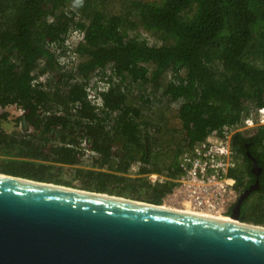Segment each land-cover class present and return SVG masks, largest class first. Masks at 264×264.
Returning a JSON list of instances; mask_svg holds the SVG:
<instances>
[{
    "label": "trees",
    "instance_id": "16d2710c",
    "mask_svg": "<svg viewBox=\"0 0 264 264\" xmlns=\"http://www.w3.org/2000/svg\"><path fill=\"white\" fill-rule=\"evenodd\" d=\"M70 29L83 31L85 41L76 48L75 71L63 73L47 45L62 42ZM107 66L113 75L101 98L105 111L118 113L110 127L85 92L86 81ZM38 72L50 74L46 89L30 84ZM135 85L143 91L132 98L128 87ZM173 104L182 133L176 147L163 141L164 126L153 116ZM13 106L24 112L15 120L21 128L7 134L1 122ZM252 107H264V0H0V157L18 165L2 174L40 182L46 174L66 182L85 177L83 189L98 193L129 179L151 197L146 203L160 205L173 184L152 186L140 176L177 177L182 152ZM49 108L56 113L46 114ZM83 141L95 156L80 149ZM232 144L248 178L239 184L246 190L258 181L240 221L264 226V127L236 135ZM171 147L164 171L158 161ZM133 166L139 178L128 177ZM95 178L107 185L94 190Z\"/></svg>",
    "mask_w": 264,
    "mask_h": 264
},
{
    "label": "water",
    "instance_id": "95a60500",
    "mask_svg": "<svg viewBox=\"0 0 264 264\" xmlns=\"http://www.w3.org/2000/svg\"><path fill=\"white\" fill-rule=\"evenodd\" d=\"M257 189L233 223L0 174V264H264V226L239 221Z\"/></svg>",
    "mask_w": 264,
    "mask_h": 264
},
{
    "label": "built area",
    "instance_id": "2783aa9c",
    "mask_svg": "<svg viewBox=\"0 0 264 264\" xmlns=\"http://www.w3.org/2000/svg\"><path fill=\"white\" fill-rule=\"evenodd\" d=\"M84 41L83 31L70 29L63 37L62 42H52L47 45L61 72L75 71L79 63L76 48ZM112 75L109 66L102 71L97 70L93 77L86 81L85 86L87 102L94 108V111L107 113V127L113 124L114 118L118 114L105 111L101 98L102 93L109 89L108 78ZM117 81L115 79V82ZM49 82L50 74L48 72H38L32 76L30 84L33 88L43 90L48 87ZM157 99L154 98L155 104L160 100ZM159 103L163 104V101H159ZM79 108L78 103L73 105L72 113H75ZM17 109L18 114L14 120L24 113L20 107ZM50 112L56 113V110L49 108L45 111L46 114ZM260 127H264V107H252L239 122L222 126L219 132L211 133L205 140L195 143L182 152L176 164L177 177L168 179L166 175H147L146 178L152 186L162 185L166 182L173 184L160 205L187 213L191 212V214L194 213V215L202 217L231 218L233 209L244 191V187L239 184L238 179L241 178L242 185L248 181L244 173L245 165L242 156L238 155L233 147V138L238 134L252 132ZM80 149L86 155L95 156L87 149L84 141L80 144Z\"/></svg>",
    "mask_w": 264,
    "mask_h": 264
},
{
    "label": "rangeland",
    "instance_id": "374dc122",
    "mask_svg": "<svg viewBox=\"0 0 264 264\" xmlns=\"http://www.w3.org/2000/svg\"><path fill=\"white\" fill-rule=\"evenodd\" d=\"M146 40L152 44L154 42L153 39L150 38L149 36H147ZM128 88H129L128 94H130L132 98L141 95L142 91H143V89L139 85L129 86ZM166 111L167 112L166 113L164 112L163 114L159 111L157 113V115H153L154 121L157 124L161 123V125L164 126L162 134H161V136L164 139L163 141H169L172 139L173 143H174L173 147H176L175 146L176 143L180 142L182 139L180 122L175 117L176 111L173 110V107H172V109H169ZM5 112L8 113L7 114L8 117L6 118V120H3L1 122V128L3 129V131L7 134H12L15 131H20L21 127L18 124H16L17 122L14 120V118L18 114V109L13 106V107L6 109ZM158 137H159V135H158ZM173 147L170 148V152L167 155H164L163 157L161 156L159 158L158 167L160 169H164V171H165L166 166L169 163V160L171 161L173 158V152H174ZM13 163H15L14 160H12L10 158H7V157L1 158L0 157V172H4L6 170V167H8L10 165L18 168V165L13 164ZM137 171H138V168L136 166H133L128 175H130L134 178V176L138 174ZM0 174H2V173H0ZM61 176H62V174L61 175L60 174H57V175L46 174L43 177V180H44L43 182L55 184V185L60 184L62 186H66L69 183L70 187H72L74 189H79V190H84L83 188L86 187L85 185H89V183H87L85 177L82 178L81 180H79V182H76V181L72 182V180H70V179H68V182H66V181H63V179H64L63 177H66V176H62V177ZM142 179H144L149 184V182L145 176H143ZM103 181L105 182L104 179L95 178L94 181L92 182L93 186L91 188H93L94 190H99V188H104L107 184L104 185ZM133 183H134L133 181L126 179L122 183H118V184H114V185H112V184L108 185L106 187V189H103L102 191L105 194H109V195L119 196V197L131 199V200H136V201H141V202H150L151 197H149L143 191L144 189L137 186V185L135 186ZM94 192H96V191H94Z\"/></svg>",
    "mask_w": 264,
    "mask_h": 264
},
{
    "label": "crops",
    "instance_id": "0c3cea01",
    "mask_svg": "<svg viewBox=\"0 0 264 264\" xmlns=\"http://www.w3.org/2000/svg\"><path fill=\"white\" fill-rule=\"evenodd\" d=\"M86 170H91V171H98L97 169H95V168H92V167H89V166H88V167H86ZM122 176H123V175H122ZM125 176H126V175H125ZM139 176H140V175H138V174H137V175H135V176H134V178H135V177H136V178H139ZM128 177H130V178H133V177H132V176H130V175H128ZM140 177H143V175H141Z\"/></svg>",
    "mask_w": 264,
    "mask_h": 264
},
{
    "label": "bare ground",
    "instance_id": "6f19581e",
    "mask_svg": "<svg viewBox=\"0 0 264 264\" xmlns=\"http://www.w3.org/2000/svg\"><path fill=\"white\" fill-rule=\"evenodd\" d=\"M163 207L165 208V206H163ZM189 213H191V212H189ZM193 214H194V213H193ZM218 218H220V217H218ZM221 220L236 223V220H233V219H231V218H221Z\"/></svg>",
    "mask_w": 264,
    "mask_h": 264
},
{
    "label": "flooded vegetation",
    "instance_id": "af4514ba",
    "mask_svg": "<svg viewBox=\"0 0 264 264\" xmlns=\"http://www.w3.org/2000/svg\"><path fill=\"white\" fill-rule=\"evenodd\" d=\"M249 186H251V185H248V187H249ZM249 194H250V193H249ZM247 197H248V196H247ZM246 199H247V198H246ZM246 199H245V200H246ZM245 200H244V201H245ZM241 207H242V206H241ZM240 213H241V208H240ZM239 221H240V214H239ZM240 222H241V221H240ZM244 223H245V222H244ZM248 224H251V223H248Z\"/></svg>",
    "mask_w": 264,
    "mask_h": 264
}]
</instances>
